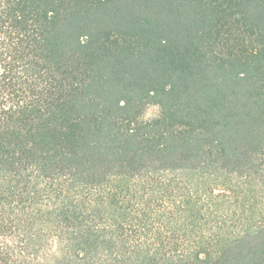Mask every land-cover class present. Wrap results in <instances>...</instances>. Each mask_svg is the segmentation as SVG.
I'll use <instances>...</instances> for the list:
<instances>
[{
	"label": "trees",
	"instance_id": "trees-1",
	"mask_svg": "<svg viewBox=\"0 0 264 264\" xmlns=\"http://www.w3.org/2000/svg\"><path fill=\"white\" fill-rule=\"evenodd\" d=\"M0 264H264V0H0Z\"/></svg>",
	"mask_w": 264,
	"mask_h": 264
},
{
	"label": "rangeland",
	"instance_id": "rangeland-1",
	"mask_svg": "<svg viewBox=\"0 0 264 264\" xmlns=\"http://www.w3.org/2000/svg\"><path fill=\"white\" fill-rule=\"evenodd\" d=\"M160 115V110L156 106H148L143 114V121L156 119Z\"/></svg>",
	"mask_w": 264,
	"mask_h": 264
}]
</instances>
